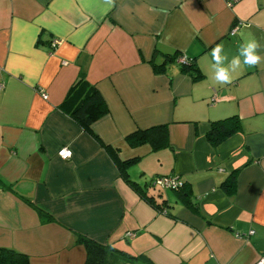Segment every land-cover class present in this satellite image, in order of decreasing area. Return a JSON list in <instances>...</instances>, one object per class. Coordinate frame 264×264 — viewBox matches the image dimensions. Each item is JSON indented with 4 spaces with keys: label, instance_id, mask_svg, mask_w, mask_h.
Returning a JSON list of instances; mask_svg holds the SVG:
<instances>
[{
    "label": "crops",
    "instance_id": "0c3cea01",
    "mask_svg": "<svg viewBox=\"0 0 264 264\" xmlns=\"http://www.w3.org/2000/svg\"><path fill=\"white\" fill-rule=\"evenodd\" d=\"M251 39L264 57V0H0V248L28 264H86L82 238L138 257L118 264L264 258V59L212 78V48L231 59ZM174 53L201 77L154 69ZM81 75L108 109L88 129L64 103ZM231 116L238 130L213 144ZM157 126L156 150L126 140ZM175 175L184 194L150 185Z\"/></svg>",
    "mask_w": 264,
    "mask_h": 264
},
{
    "label": "trees",
    "instance_id": "16d2710c",
    "mask_svg": "<svg viewBox=\"0 0 264 264\" xmlns=\"http://www.w3.org/2000/svg\"><path fill=\"white\" fill-rule=\"evenodd\" d=\"M177 55L178 53H174L165 56L164 61L160 64L154 62V60L151 62L154 69L158 72H161L164 71L166 65L177 62V58L181 56ZM193 61L194 60L190 58L188 64L177 63L180 65L182 71L189 73L194 79H197L201 77V73L195 67ZM64 103L70 114L86 129H88L94 121L106 115L108 111L107 105L97 88L89 83L83 75H81L79 79L72 85ZM238 128L239 123L236 116L214 121L208 133L209 140L213 144H217L236 132ZM126 140L131 146L150 144L151 148L156 150L164 145L167 140V134L164 127L157 126L146 130L135 131L129 134L126 137ZM127 164H129V162H126L125 165L120 163L118 165L120 170L123 171V175L129 182L130 186L135 191L139 192V194L149 204L157 209L162 208V204H157L152 197L147 196L145 190L140 187L138 183L128 180L125 172ZM233 174L230 175L232 178L234 177ZM185 185L186 183L182 179L181 186L175 188L173 191L183 193L186 188ZM80 240L84 241L86 245V264H107L109 260L118 264L127 260L132 261L134 259H138V257L124 254L123 252L110 246H101L85 238ZM0 264H28V259L26 255L21 252L8 248H0ZM149 264L153 263L149 261Z\"/></svg>",
    "mask_w": 264,
    "mask_h": 264
},
{
    "label": "clouds",
    "instance_id": "9594fccd",
    "mask_svg": "<svg viewBox=\"0 0 264 264\" xmlns=\"http://www.w3.org/2000/svg\"><path fill=\"white\" fill-rule=\"evenodd\" d=\"M262 45L256 39H251L242 43L238 49V54L229 59L227 54L223 53V47L217 45L211 50L212 69L214 81L226 86L232 83L234 74L243 70L244 66L254 67L261 63Z\"/></svg>",
    "mask_w": 264,
    "mask_h": 264
},
{
    "label": "built area",
    "instance_id": "2783aa9c",
    "mask_svg": "<svg viewBox=\"0 0 264 264\" xmlns=\"http://www.w3.org/2000/svg\"><path fill=\"white\" fill-rule=\"evenodd\" d=\"M240 0H225V2L227 3L228 6H232L233 4H235L236 2H238ZM235 31V29H233L231 31V33L233 34ZM59 41L58 40H53L52 42V46L58 44ZM190 61V58L187 57L186 55H181L177 58V62L179 64H188ZM1 88V85H0ZM58 155L62 158V159H67L70 158L72 155V151L69 148L63 147L58 151ZM182 184V179L180 176L175 175V176H156L152 179L151 181V186L153 188L159 189V190H174L175 188L181 186ZM253 231H250V233H252ZM130 236H133V234H129ZM255 264H264V258H260L258 261L255 262Z\"/></svg>",
    "mask_w": 264,
    "mask_h": 264
}]
</instances>
